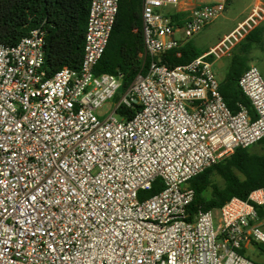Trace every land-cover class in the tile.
Listing matches in <instances>:
<instances>
[{
	"label": "built area",
	"instance_id": "built-area-1",
	"mask_svg": "<svg viewBox=\"0 0 264 264\" xmlns=\"http://www.w3.org/2000/svg\"><path fill=\"white\" fill-rule=\"evenodd\" d=\"M192 2L143 0L138 59L149 64L118 100L123 76L95 68L119 0H91L78 71L48 76L42 26L15 46L0 44V264H261L245 252L255 248L264 257L257 210L264 188L191 216L187 183L264 138L257 66L238 81L254 117L242 105L237 112L227 106L213 68L260 26L264 8L255 6L217 44L171 68L163 57L227 5ZM183 12V24L174 23ZM113 100L110 114H101ZM157 179L163 189L140 200Z\"/></svg>",
	"mask_w": 264,
	"mask_h": 264
},
{
	"label": "trees",
	"instance_id": "trees-1",
	"mask_svg": "<svg viewBox=\"0 0 264 264\" xmlns=\"http://www.w3.org/2000/svg\"><path fill=\"white\" fill-rule=\"evenodd\" d=\"M90 3L91 0H0V44L15 46L32 30L42 26L46 31L44 68L48 76L64 67L78 71L84 55ZM142 7L143 0H119L114 28L95 68L96 74H121V93L139 73H145L149 64L148 59H138V53L143 50ZM186 15L185 12L175 14L172 21L182 25ZM263 37L261 25L247 35L235 48L220 82L221 95L233 112L242 105L254 117L250 101L239 88L238 81L249 67L250 55L262 43ZM202 53L190 40L180 49L168 52L163 62L174 68L192 62ZM133 113L121 110L123 115ZM257 144L264 150V138ZM187 186L194 190L189 206L191 216L199 211L217 210L234 197L247 200L252 191L264 188V153L254 152L250 147L238 148L228 158L192 178ZM162 189L163 184L157 179L151 190L140 192L139 199L150 198ZM257 210L259 220L263 221L264 208L257 207Z\"/></svg>",
	"mask_w": 264,
	"mask_h": 264
},
{
	"label": "rangeland",
	"instance_id": "rangeland-1",
	"mask_svg": "<svg viewBox=\"0 0 264 264\" xmlns=\"http://www.w3.org/2000/svg\"><path fill=\"white\" fill-rule=\"evenodd\" d=\"M193 1L194 2L192 3H195V1L197 2L200 0ZM254 2L255 0H231L229 3L227 2L224 13L218 19L205 27V29L193 39L195 47L198 50L205 52L217 44L224 37V35L234 29L239 21L246 17V15L249 13L250 5H252ZM181 8L182 10L188 9L186 6H181ZM182 36L183 33H179L177 35V37ZM229 61L230 60H227V58H224L214 63L213 68L219 80H222L225 77ZM249 65L257 66L264 79V37L262 43L255 47L252 51ZM121 95L122 93L119 91L117 96L121 97ZM115 101L116 100H113L106 104L100 113H105L106 115L110 114V112L115 107ZM116 117L119 116L116 115ZM250 149L254 152L264 153L262 146L259 144L251 146ZM262 230L264 231V222L262 223ZM260 253L261 252L255 248H249L245 252V255L250 258H257L261 264H264V257Z\"/></svg>",
	"mask_w": 264,
	"mask_h": 264
},
{
	"label": "crops",
	"instance_id": "crops-1",
	"mask_svg": "<svg viewBox=\"0 0 264 264\" xmlns=\"http://www.w3.org/2000/svg\"><path fill=\"white\" fill-rule=\"evenodd\" d=\"M259 5L262 6V7L264 8V0H255V2H254L252 5H250V7H249V8H250L249 13L246 15V17H245L243 20L239 21V22L237 23V25L240 24L241 22H243V21H244V20H245L250 14H251L252 9H253L255 6H259ZM237 25H236V26H237ZM260 25L264 27V21H263ZM236 26H235V27H236ZM235 27H234V28H235ZM232 30H233V29H232ZM232 30H231V31H232ZM134 31H136V29H135ZM231 31H230V32H231ZM230 32H229V33H230ZM229 33H227V34H229ZM227 34H226V35H227ZM226 35H224V36H226ZM234 50H235V49H234ZM232 55H233V54H232ZM231 57H232V56H230L229 58H227V60H230ZM250 57H251V55H250ZM263 222H264V220L261 221V224H262Z\"/></svg>",
	"mask_w": 264,
	"mask_h": 264
},
{
	"label": "water",
	"instance_id": "water-1",
	"mask_svg": "<svg viewBox=\"0 0 264 264\" xmlns=\"http://www.w3.org/2000/svg\"><path fill=\"white\" fill-rule=\"evenodd\" d=\"M258 247L259 248H264V244H259Z\"/></svg>",
	"mask_w": 264,
	"mask_h": 264
}]
</instances>
